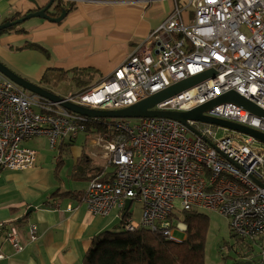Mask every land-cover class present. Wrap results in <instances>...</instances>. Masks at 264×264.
<instances>
[{
	"label": "built area",
	"instance_id": "obj_1",
	"mask_svg": "<svg viewBox=\"0 0 264 264\" xmlns=\"http://www.w3.org/2000/svg\"><path fill=\"white\" fill-rule=\"evenodd\" d=\"M208 70L214 75L154 109L189 111L235 91L264 110V0L175 3L111 77L62 96V101L28 91L0 72V167L34 166L38 151L24 146L27 140L48 136L55 148L63 137L87 132V117L63 102L120 109ZM205 114L264 132L263 115L233 102L215 105ZM220 129L236 134L226 132L220 138ZM241 134L247 133L198 120L117 118L115 135L101 136L105 161L101 173L89 181L83 201L100 217L118 209L123 218L131 199L141 215L126 218L128 230L145 227L176 242L183 239L177 231L187 232L184 211H217L231 219L234 234L260 244L254 264H264V141L256 145V137L242 139ZM0 234L21 249L15 227L0 221ZM36 239L32 231L31 240Z\"/></svg>",
	"mask_w": 264,
	"mask_h": 264
},
{
	"label": "crops",
	"instance_id": "obj_2",
	"mask_svg": "<svg viewBox=\"0 0 264 264\" xmlns=\"http://www.w3.org/2000/svg\"><path fill=\"white\" fill-rule=\"evenodd\" d=\"M73 1L75 9L68 12L61 22L42 18L32 27L31 40L43 44L50 51V56H45L39 49L28 50L25 54L28 61L39 67L59 72L74 66L95 69L97 72L91 80L96 81L92 85L111 77L133 48L168 17L175 3L181 6L188 3V0ZM29 2L0 0V15H11L25 9L31 11L43 5L39 0ZM20 37L15 33L8 34L3 42L10 43ZM24 73L23 77L40 81L46 87L47 80L42 81L46 74L35 80L26 76L33 72ZM79 135L74 138L69 136L72 142L67 148H70L74 160L73 167L78 162H75L76 159L84 154L86 142L93 149V155L100 153L101 162H94L88 156L91 163L100 168L102 160L105 161L101 156L104 139L100 134L85 132L82 150L74 145ZM67 137L59 141L60 149H63ZM33 140L28 141V145ZM58 160L57 157L56 164ZM54 171L55 166L47 163V155L40 152L32 167L23 170L0 167V221L7 228L17 229L21 245V249L15 248L0 234V264H80L92 238L115 226L113 223L118 219V209L115 215H112L114 209L110 215L100 217L88 208L83 198L81 201L54 195V191L62 187ZM85 187L81 189L82 195ZM60 192H63L62 188ZM132 214L133 218L139 219L141 207L137 205ZM32 231L37 238L35 241L31 240Z\"/></svg>",
	"mask_w": 264,
	"mask_h": 264
},
{
	"label": "trees",
	"instance_id": "obj_3",
	"mask_svg": "<svg viewBox=\"0 0 264 264\" xmlns=\"http://www.w3.org/2000/svg\"><path fill=\"white\" fill-rule=\"evenodd\" d=\"M63 7L69 13L72 12L75 9L74 1L58 0L56 10H61ZM21 16H23L21 12H16L7 17H1L0 15V18L4 22L17 20ZM7 29L6 31H8ZM12 32L8 31L7 33ZM33 47L41 49L47 56H50V51L43 44L32 41ZM96 72L95 69L74 66L62 70L60 76L65 79H76L82 91L92 86L91 77ZM46 80L48 79L45 75L42 81ZM86 117L87 120L84 125L88 133L110 137L115 135L117 118ZM58 159L59 165L63 163L61 156H58ZM100 168L93 165L88 156L82 154L74 166L73 175L77 178L91 179L101 173L102 168ZM60 190L61 188L54 191V195L60 194L62 197L78 198L82 201L81 190L63 192H60ZM131 214L132 211L130 210L124 213L120 222V230L113 231L109 229L95 235L80 264H206L205 245L210 220L205 211L191 209L182 213L188 228L185 238L180 242L171 241L145 227L128 230L125 222Z\"/></svg>",
	"mask_w": 264,
	"mask_h": 264
},
{
	"label": "rangeland",
	"instance_id": "obj_4",
	"mask_svg": "<svg viewBox=\"0 0 264 264\" xmlns=\"http://www.w3.org/2000/svg\"><path fill=\"white\" fill-rule=\"evenodd\" d=\"M27 1L28 3H30V0ZM39 1L43 5H46L50 2V0ZM57 4L58 0L54 2L53 6L51 7V10L57 11ZM36 10L37 9L28 11V9H25L21 11V14L25 16L28 13H31ZM7 16H10V13L1 15V17ZM41 19L42 18L38 16L31 17L21 23L15 24L13 28L7 29L8 31H13L12 33H7L8 31H6V29L3 30L2 33H0V61L23 76L25 75V71L33 72L34 74H26V76H28V78H34L35 80L39 79L42 75L46 74L48 79L46 87L60 96H69L74 93L80 92V84L77 82L76 79H65L59 75V71H55L57 69L54 70L47 69L45 67H39V65L35 64L34 62H30L27 60L25 52L28 50H37V47L32 48V27L35 26L36 23L41 21ZM13 33L21 35L22 37L17 38L16 40L11 41L10 43H4L3 38L6 37L8 34ZM39 50L46 56V54L41 49ZM94 81L92 80V82ZM131 120L135 121L137 119L131 118ZM226 132L232 133L234 135L236 134L233 133L232 130L220 129L219 137L221 138L223 135H225ZM79 134V138L77 139L74 145H77L82 150L85 148V151H83V153L86 157L89 156L96 162H101V157L98 156V154L100 153L97 152V156H94L93 149L89 148L86 142L84 143L83 148V136L85 132H80ZM249 136L250 135L247 134H241L242 139L248 138ZM71 142L72 139L70 137H67L63 149L59 148V144L55 148H53L51 146L50 138L48 136H41L30 142V145H34L33 148H36L38 152L47 155L48 164H50L52 167L55 166V171L53 173L55 178H59V181L62 184V191H67L68 188H70V190H74L75 188L83 190V188L87 185L85 187L86 189L89 185V180L92 179L77 178L73 175L74 160L72 158L70 148H67L68 144ZM254 144L260 145L263 144V142L258 139H255ZM23 145L32 147L28 145V140L25 141ZM58 156H61L63 160V163H61L60 165L56 164V158ZM78 160L79 158H77L75 162H77ZM136 208L137 204L136 202H134L130 207V211L133 212ZM116 212L117 210L115 209L112 215H115ZM205 212L209 215L210 220L205 245L206 264H254L257 261L259 252L261 250L260 244L255 241L244 240L240 236L234 234L231 229V219L229 217L224 216L214 210H205ZM117 217V221L113 223V226H115L112 227L110 230H120V222L122 218L120 215H118ZM175 235L179 238H184L186 236V233L177 231Z\"/></svg>",
	"mask_w": 264,
	"mask_h": 264
},
{
	"label": "water",
	"instance_id": "obj_5",
	"mask_svg": "<svg viewBox=\"0 0 264 264\" xmlns=\"http://www.w3.org/2000/svg\"><path fill=\"white\" fill-rule=\"evenodd\" d=\"M36 1V0H34ZM56 0H50V2L46 5L38 6L36 11L28 13L27 15L17 19V20H7L0 24V33L3 30L14 26L15 24L21 23L31 17L38 16L44 19H49L54 22H61L67 15L68 11L66 8H62L61 14L56 16L50 13V9L53 6ZM158 52V51H157ZM0 72L9 77L11 80L16 82L18 85L23 87L24 89L34 92L40 96L47 97L54 101H62L64 100L62 96L58 95L54 91L46 88L40 81L34 82L31 81L19 73L12 70L9 66L0 61ZM214 75V70H208L203 73L189 76L186 79H183L164 90L156 92L145 99H142L139 102H136L132 105L126 106L120 109H112V110H100L95 108L86 107L83 105L75 104L69 101L63 102V106L74 111L76 113L83 114L89 117H110V118H145V117H168L179 120L183 123H187V120H198L203 122H209L216 125H221L224 127H228L229 129H233L236 131H240L243 133H247L253 135L257 139L264 141V132H261L257 129L241 125L236 122H232L229 120L219 119L213 116L206 115L205 112L210 110L215 105L221 104L223 102H233L243 106L244 108L250 110L251 112L257 115L264 116V110L257 106L255 103L251 102L249 99L240 95L235 91L226 92L213 100L205 103L198 108L189 110V111H163L156 110L154 106L171 96L181 93L182 91L189 89L202 80L209 78ZM131 199H128L125 205V209L128 210L131 206ZM32 209V208H31ZM29 209V210H31ZM28 210V211H29Z\"/></svg>",
	"mask_w": 264,
	"mask_h": 264
},
{
	"label": "flooded vegetation",
	"instance_id": "obj_6",
	"mask_svg": "<svg viewBox=\"0 0 264 264\" xmlns=\"http://www.w3.org/2000/svg\"><path fill=\"white\" fill-rule=\"evenodd\" d=\"M61 10H62V9H61ZM61 10L55 11V10H51V9H50V13L53 14V15L58 16V15L61 14ZM1 23H3V22H2V19L0 18V24H1Z\"/></svg>",
	"mask_w": 264,
	"mask_h": 264
}]
</instances>
